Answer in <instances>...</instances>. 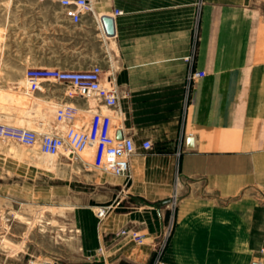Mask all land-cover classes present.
I'll use <instances>...</instances> for the list:
<instances>
[{"label":"crops","instance_id":"obj_1","mask_svg":"<svg viewBox=\"0 0 264 264\" xmlns=\"http://www.w3.org/2000/svg\"><path fill=\"white\" fill-rule=\"evenodd\" d=\"M91 2L93 13L73 25L53 1L0 0V93L20 94L30 68L99 66L103 79L118 86L121 115L100 135L134 141L131 180L92 178L95 170L86 165L47 166L52 174H83L79 179H94L105 192L61 202L68 206V230L77 233L66 241L77 239L78 255L28 252L26 236L15 230L5 235L18 240L0 264H152L151 243L167 220L165 202L187 182L196 196L179 204L163 264H264V0ZM104 17L114 22L113 36L105 33ZM35 96L29 105L7 96L0 123L41 133L63 129L55 121L63 92L45 85ZM69 103L76 109L70 124L88 131L102 114L115 113L97 101ZM146 139L148 152L140 146ZM18 173L13 166L0 171V210L60 204L48 197L13 201L6 181L21 179ZM101 206L111 209L99 222ZM122 228L146 234L148 243L115 236Z\"/></svg>","mask_w":264,"mask_h":264},{"label":"rangeland","instance_id":"obj_2","mask_svg":"<svg viewBox=\"0 0 264 264\" xmlns=\"http://www.w3.org/2000/svg\"><path fill=\"white\" fill-rule=\"evenodd\" d=\"M53 89H58L61 93L63 88L58 85H49ZM7 96L16 97L19 101H23L25 104H31L35 100V95L32 98H28L24 95L23 91L20 94H5L0 93V111L2 110V104L5 102ZM91 102V101H90ZM55 110V109H54ZM53 110V111H54ZM116 112H107L102 114L103 118L114 119ZM121 116V115H120ZM23 128L31 131H39L37 127L32 126H17V128ZM94 145L90 146L87 150L82 152L78 159H74L68 156L67 153L58 157H50L42 154L38 147H26L15 142H1L0 141V171L3 167L13 166L17 168V173L22 178L11 177L10 182L12 185L10 196L13 198H27L28 201L34 197H48L55 199L60 204H49L41 206H29L11 204L5 210H0V237L9 233L14 234L19 232L26 236V249L28 252L41 250L42 253L37 252L39 255H43L44 258L52 256H65L69 260L76 258L78 255L77 239H69L66 241V235H75L76 231L70 233L68 230L66 221L64 219L68 206L62 204L67 197H75L78 199L84 195L99 193V195H105V192L95 187L93 183L88 179L83 181L79 179L83 174H52L46 172L44 169L49 165H55L57 169H67L68 165L80 164L93 168L90 175L102 174L110 178H116L102 171V160L105 149L109 146L110 141L94 140ZM97 171V172H96ZM1 177V175H0ZM1 179V178H0ZM2 183V181H0ZM2 193V189H0ZM196 190L192 182H187L182 188L175 189L169 201L172 204L166 205V224L161 234L154 238L152 243L157 241L165 229H170V236L173 230V223L176 211L181 201L187 197H195ZM59 200H58V199ZM14 201V200H13ZM8 237L0 238V255L13 245L16 244L15 240H18V236L14 240H8ZM168 239V242H169ZM130 241V239L128 238ZM11 241V242H9ZM167 242V246H168ZM9 243L12 246L9 247ZM49 251V252H48ZM50 251H53L50 253ZM259 254L264 255V249L259 250ZM46 256V257H45ZM48 256V257H47ZM154 261V254L152 263Z\"/></svg>","mask_w":264,"mask_h":264},{"label":"built area","instance_id":"obj_3","mask_svg":"<svg viewBox=\"0 0 264 264\" xmlns=\"http://www.w3.org/2000/svg\"><path fill=\"white\" fill-rule=\"evenodd\" d=\"M39 3L53 1L65 12L73 25L81 22L86 13H93L92 0H36ZM123 14L120 10H114L115 16ZM194 76H200L198 73ZM23 93L32 98L45 85H58L63 88V101L55 112L57 125H63V129L55 128L53 133H41L23 128L12 127L0 123V141L15 142L26 147H38L39 151L50 157H58L67 153L68 156L78 159L79 155L94 145V140L110 141L105 149L102 160V171L116 178L131 180L130 158L136 153L134 141L129 138L121 140L103 138L102 132H107L111 119L98 117L94 120L92 130H84L70 124L76 115V109L68 102L76 98L86 102L97 101L102 106L115 109L116 117L121 120L118 113L119 89L112 78L103 79V71L99 66L87 70H57L45 68H30L24 74ZM95 129V130H94ZM141 149L148 152L152 149L151 141L146 139L140 144ZM172 204L169 201V205ZM119 206L120 202L115 203ZM111 206H101L96 210V218L102 222ZM115 236L129 238L136 246H144L148 243V236L138 230L122 228ZM170 229H165L160 238L151 243L154 254L152 264H163L162 259L167 248ZM101 251V250H100ZM39 264H56L52 259H44Z\"/></svg>","mask_w":264,"mask_h":264},{"label":"water","instance_id":"obj_4","mask_svg":"<svg viewBox=\"0 0 264 264\" xmlns=\"http://www.w3.org/2000/svg\"><path fill=\"white\" fill-rule=\"evenodd\" d=\"M102 23L104 25V29H105V33L107 36H113L114 34V22L111 18L108 17H104L102 18ZM116 140H121V136L120 134L117 135V138H115ZM188 147L191 148L192 147V141L188 140ZM169 201L165 202V204H168Z\"/></svg>","mask_w":264,"mask_h":264}]
</instances>
